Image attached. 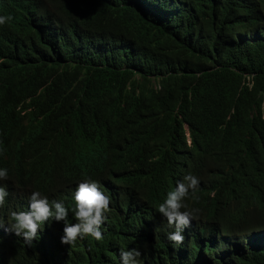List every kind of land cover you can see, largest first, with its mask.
I'll list each match as a JSON object with an SVG mask.
<instances>
[{
    "label": "trees",
    "instance_id": "trees-1",
    "mask_svg": "<svg viewBox=\"0 0 264 264\" xmlns=\"http://www.w3.org/2000/svg\"><path fill=\"white\" fill-rule=\"evenodd\" d=\"M7 15L0 264H122V249L138 264H264L242 232L231 257L242 214L264 208V0H0ZM169 158L204 173L199 200L184 201L195 232L173 246L151 236ZM89 179L111 199L100 240L62 244L64 221L31 246L8 229L33 191L64 199Z\"/></svg>",
    "mask_w": 264,
    "mask_h": 264
},
{
    "label": "clouds",
    "instance_id": "clouds-1",
    "mask_svg": "<svg viewBox=\"0 0 264 264\" xmlns=\"http://www.w3.org/2000/svg\"><path fill=\"white\" fill-rule=\"evenodd\" d=\"M12 19L11 15L0 16V25ZM187 144V148H190L191 143ZM197 151L198 161L206 165L204 155L198 149ZM167 162L173 185L163 202L156 207L161 220L155 224L151 236L153 238L158 234L167 236V242L173 246L190 239L195 232L196 226L192 219L199 214V209L189 208L184 201L190 194L193 201L199 200L197 191L204 173L191 160L169 158ZM7 179L8 170L0 168V181ZM8 196L6 188L0 186V207L5 204ZM27 199L28 205L24 211H9L7 225L8 229L17 237H21L28 246L37 239L39 229L49 228L61 221L65 222L61 237V243L64 245H72L78 237L84 235H90L97 240L102 238L100 228L105 220V213L110 210L111 199L105 195V191H101L100 184L96 181L90 179L77 181L71 187L68 197L64 199L49 198L39 191H33L27 195ZM69 211L73 214L75 224L67 220ZM242 219L243 223L236 227L233 236L231 257L237 255L239 243L235 236L239 232L248 234V239L242 243L243 251H248L247 245L264 247V208L256 209L252 217L242 214ZM4 224V218L0 217V227ZM141 255L138 249H122L120 259L122 264H138L137 258Z\"/></svg>",
    "mask_w": 264,
    "mask_h": 264
},
{
    "label": "bare ground",
    "instance_id": "bare-ground-1",
    "mask_svg": "<svg viewBox=\"0 0 264 264\" xmlns=\"http://www.w3.org/2000/svg\"><path fill=\"white\" fill-rule=\"evenodd\" d=\"M262 264H263V262H262Z\"/></svg>",
    "mask_w": 264,
    "mask_h": 264
}]
</instances>
